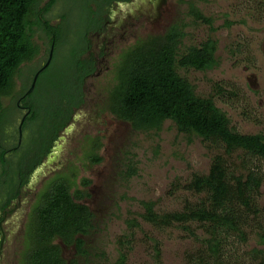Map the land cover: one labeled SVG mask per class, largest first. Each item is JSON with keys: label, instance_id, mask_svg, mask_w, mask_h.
I'll use <instances>...</instances> for the list:
<instances>
[{"label": "trees", "instance_id": "obj_1", "mask_svg": "<svg viewBox=\"0 0 264 264\" xmlns=\"http://www.w3.org/2000/svg\"><path fill=\"white\" fill-rule=\"evenodd\" d=\"M130 1L87 0L85 7L89 14L99 16L96 17L99 22H94L102 24L114 3ZM57 2L0 0L2 166L9 165L10 157L18 155L23 157L18 165L27 161V167L31 168L34 163H42L73 121L76 109L84 105L86 79L97 69L95 56H84L91 47L88 37L86 48L76 47L66 57L59 54L61 48L68 47V39L63 22L54 24L48 17ZM93 4H96L95 8ZM189 4L195 22L201 20L213 24L212 17L204 15L194 2ZM38 35L44 45L37 41ZM184 35L183 28L176 23L163 34L150 35L129 48L118 63L117 81L110 90L108 109L117 119L129 122L136 130L159 132L170 120L179 133L191 139L202 138L219 147L221 152L213 155L209 171L194 173L184 186L195 197L186 199L181 210L158 212L155 201L142 200L145 211L141 216L158 229L181 228L200 240L202 246L189 257V264H243L240 257H237L238 262L231 260L234 256H229L226 243L231 237H239L246 242L255 234L257 243L264 246V226L260 221L261 208L258 204L264 183V173L259 164L264 162V133L239 132L232 126L227 112L216 104L214 96H200L189 79L180 73V69L209 71L220 65L216 39L209 37L200 45L181 51ZM80 44L81 41L77 42L78 46ZM52 47L51 62L39 74L32 92L27 93L34 75L46 64ZM43 48L47 53L46 61L23 81L20 97L16 99L23 97L30 112L23 123V143L15 149L23 112L16 105L14 113H20L18 125H14V118L3 120L6 112L3 97L15 96L16 78L22 65L33 61ZM60 60L65 71L51 77V69ZM215 87L223 91L218 83ZM94 146H100L99 138L94 139ZM33 153L36 159L30 158ZM235 156L240 162L235 160ZM30 160L32 162L28 163ZM90 160L100 163L103 158L94 154ZM136 172L137 168L131 162L127 177ZM90 183L89 179L83 180L84 186ZM90 196L87 188L76 187L65 176L50 180L47 188L39 193L30 213L22 264H78L79 257H86L89 254L86 237L96 226L95 214L84 202ZM128 223L130 226L139 225L135 219H129ZM193 225L202 228L203 234L198 235ZM159 245V242L155 245V264H163ZM263 246H255L248 251L250 261L247 264H264ZM64 247L73 248L76 257L67 259ZM126 257V253L121 251L115 262L105 264H126Z\"/></svg>", "mask_w": 264, "mask_h": 264}, {"label": "rangeland", "instance_id": "obj_2", "mask_svg": "<svg viewBox=\"0 0 264 264\" xmlns=\"http://www.w3.org/2000/svg\"><path fill=\"white\" fill-rule=\"evenodd\" d=\"M190 1L204 15L213 18L212 25L201 20L195 22L190 13ZM86 2L58 0L48 14L52 23L63 22L68 39V47L61 48L59 54L69 56L76 47L86 48L89 35L90 52L97 60L98 70L86 79L85 103L77 109L76 120L61 134L52 155L45 159L37 193L58 176L69 178L76 187H85L91 193L84 202L94 212L96 226L86 237L89 254L79 257L78 264L115 262L121 251L127 255L126 264H155L157 242L163 264H189V257L202 246L200 240L181 228H156L141 216L145 211L141 201H155L158 212L181 210L186 199L195 197L184 186L194 173H207L213 155L221 151L212 142L179 133L170 120L159 132L134 129L129 122L117 119L109 111L110 90L117 81L118 63L129 48L150 35L163 34L178 23L185 32L181 51L213 37L218 41L217 56L220 57V65L212 70L180 69V73L189 79L200 96H214L216 104L227 112L232 126L239 132L264 133V0H165L159 16L142 3L131 15L126 14L128 9L123 7L121 15H126V19L122 24L125 23L126 31L111 40H103L92 31L97 28L99 16L89 14ZM92 6L95 8L96 4ZM112 10L120 14L117 4ZM36 39L44 45L39 35ZM46 59L43 48L33 61L22 65L16 78L15 96L3 97L6 108L3 120L13 114V123L18 125L20 113L14 110L23 81ZM62 71L65 70L60 60L49 75L57 77ZM216 83L223 91L215 87ZM95 138L100 142L97 148ZM94 154H99L102 162H91ZM235 160L240 162L236 156ZM131 162L137 172L127 177ZM259 164L264 173V162ZM84 179L91 183L84 186ZM258 204L264 226V183ZM129 219L137 220L139 225L130 226ZM193 228L198 235L203 234L199 226L193 225ZM255 246H263L257 243L255 234L246 242L231 237L226 243L229 256H234L231 260L238 262L237 257H240L243 264L249 263L247 253ZM63 252L67 259L76 257L73 248L64 247Z\"/></svg>", "mask_w": 264, "mask_h": 264}, {"label": "flooded vegetation", "instance_id": "obj_3", "mask_svg": "<svg viewBox=\"0 0 264 264\" xmlns=\"http://www.w3.org/2000/svg\"><path fill=\"white\" fill-rule=\"evenodd\" d=\"M136 2L137 0H132L127 3H114L113 5L117 4L119 6L120 14L111 9L108 13L105 14L106 16H108V18L102 24H97V28H94L93 31H96L95 33H97L99 37H103V40H111L117 34H124V32L126 31V27L125 23L122 24V21L124 22V20L126 19V15H121L124 12L123 7H126L128 9L126 11V14L131 15L134 13L133 11H135V9L139 8H136V6L134 5ZM150 4L152 3L150 2ZM160 9L161 6L156 11H154V13H157V16L160 15ZM112 27L113 29H111ZM85 46L87 47V45ZM100 50L102 51V47L100 48ZM90 51L91 47L84 56L88 57L92 55ZM96 66L97 71V62ZM95 72L88 77L94 75ZM17 106L23 112L22 119L25 116L27 117L30 109L29 106L23 102V97H21L17 101ZM76 118L77 115L75 112L73 121L76 120ZM11 119H13V114L9 117L8 120ZM17 143L18 145L13 148L19 149L21 147L23 143V132L21 137L19 134ZM56 143L57 141L55 142V144ZM52 152L53 150H51V152L47 154L40 165H36L34 163L31 168L27 167V161H23V163L21 162L18 165V162L23 160V157L21 155H18L19 158L16 156H11L10 162L8 163L9 165H0V264H22L23 253L26 248L27 224L29 222L32 208L35 206L38 200L39 191L37 193V190L40 189L38 185L42 182L39 177L41 175L40 170L44 165L45 159L47 157H50V155H52ZM30 158L36 159L35 154H31ZM29 162H32V160L28 161V163ZM23 179H26V181L24 182ZM18 239H20V241H18ZM8 253L9 255L7 256ZM9 257L12 258L7 261Z\"/></svg>", "mask_w": 264, "mask_h": 264}, {"label": "water", "instance_id": "obj_4", "mask_svg": "<svg viewBox=\"0 0 264 264\" xmlns=\"http://www.w3.org/2000/svg\"><path fill=\"white\" fill-rule=\"evenodd\" d=\"M152 3L151 5H148L149 3ZM165 2V0H137V2L134 4L136 7H140L139 6V3H142L143 5H147V8H149L150 10L152 9L153 11H156L160 6H162V4ZM54 48L52 47L50 53H49V57H48V60L46 62V64L40 68L37 73L34 75V78H33V82L31 84V87L29 88V90L27 91V93H31L32 90L34 89L35 85H36V82L38 80V77H39V74L42 72V70L51 62V59L53 57V50ZM26 116L22 119V121L20 122V126H19V134H20V137L22 136V132H23V123H24V120H25Z\"/></svg>", "mask_w": 264, "mask_h": 264}]
</instances>
